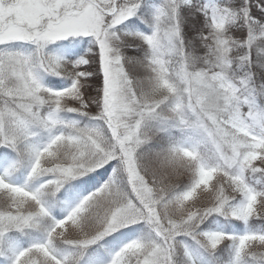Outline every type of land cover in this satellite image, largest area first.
<instances>
[{
	"label": "snow or ice",
	"instance_id": "obj_1",
	"mask_svg": "<svg viewBox=\"0 0 264 264\" xmlns=\"http://www.w3.org/2000/svg\"><path fill=\"white\" fill-rule=\"evenodd\" d=\"M0 264H264V0H0Z\"/></svg>",
	"mask_w": 264,
	"mask_h": 264
}]
</instances>
